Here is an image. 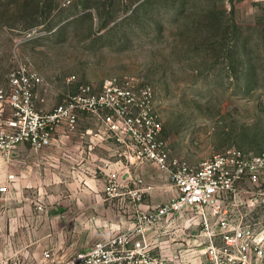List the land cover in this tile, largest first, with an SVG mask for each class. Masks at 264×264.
Returning a JSON list of instances; mask_svg holds the SVG:
<instances>
[{"label": "rangeland", "instance_id": "1", "mask_svg": "<svg viewBox=\"0 0 264 264\" xmlns=\"http://www.w3.org/2000/svg\"><path fill=\"white\" fill-rule=\"evenodd\" d=\"M20 63L44 79L37 103L48 111L82 87L99 94L110 79L150 86L171 159L198 166L230 148L264 152V0H0V88ZM145 163V204L156 206L172 191L159 186L167 174ZM43 183L35 180L33 206ZM238 191L230 213L263 233L264 186ZM14 215L23 224L26 214ZM190 219L188 245L174 248L166 236L164 254L155 250L166 264H211L200 221ZM9 228L0 224V240L9 241Z\"/></svg>", "mask_w": 264, "mask_h": 264}, {"label": "built area", "instance_id": "2", "mask_svg": "<svg viewBox=\"0 0 264 264\" xmlns=\"http://www.w3.org/2000/svg\"><path fill=\"white\" fill-rule=\"evenodd\" d=\"M42 84L36 70L20 63L10 73L7 85L0 88V157L9 156L23 144L35 151L47 148L59 126L73 130L79 114L87 112L102 117L116 140L126 144L138 162L154 164L168 173L174 196L166 204L138 211L133 230L64 259L46 250L38 264H166L154 255L157 246L149 231L181 214L199 219L203 228L200 238L206 244L204 255L211 264H264V232L256 234L251 224L234 219L228 201L232 195L237 200L242 184L264 186V152L251 154L230 148L192 166L170 158L150 86L110 79L99 94L82 87L64 104L43 112L36 105ZM14 178L9 176V181ZM7 189L0 187V193ZM0 264L22 263L6 260Z\"/></svg>", "mask_w": 264, "mask_h": 264}, {"label": "crops", "instance_id": "3", "mask_svg": "<svg viewBox=\"0 0 264 264\" xmlns=\"http://www.w3.org/2000/svg\"><path fill=\"white\" fill-rule=\"evenodd\" d=\"M39 94L37 108L48 112L38 105V100L45 99ZM144 164L132 156L126 144L116 140L102 117L87 112L79 114L75 129L59 126L47 148L35 151L23 144L9 156L0 157V187L8 188L0 193V224L10 226L9 241L0 240V262L38 264L46 250L64 259L115 234L133 230L138 211L166 204L174 196L172 179L165 172L167 176L159 186L163 191H172L171 198L156 206L145 204L144 178L138 174ZM135 169L136 174L131 172ZM11 175L15 178L9 181ZM38 178L44 182L35 199L40 201L35 202L36 206L44 204L39 211L31 195ZM108 181L116 184L115 190L108 187ZM134 188L139 194L136 199L130 196ZM33 212L35 217L29 215ZM16 213L26 214L23 224H15ZM192 221L185 214L162 221L150 229L149 238L161 253L166 236L174 248L188 245L192 241ZM71 229L78 230L75 238ZM183 251V257L191 256L189 250ZM177 256L174 253L173 258Z\"/></svg>", "mask_w": 264, "mask_h": 264}]
</instances>
